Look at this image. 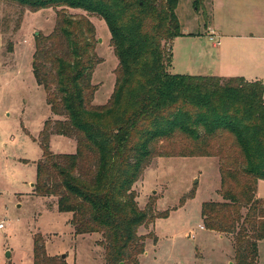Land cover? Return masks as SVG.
Returning a JSON list of instances; mask_svg holds the SVG:
<instances>
[{
    "label": "trees",
    "instance_id": "trees-1",
    "mask_svg": "<svg viewBox=\"0 0 264 264\" xmlns=\"http://www.w3.org/2000/svg\"><path fill=\"white\" fill-rule=\"evenodd\" d=\"M0 1L29 10L61 8L53 32L36 35L33 71L59 118L54 130L47 119L41 132L35 194L53 196L58 211L71 214L76 235L99 233L107 264H139L146 241L139 230L159 216L150 203L140 207L134 188L146 168L157 157H216L222 201L203 204L205 226L235 234V264H260L264 82L171 73L172 42L183 35L179 0ZM68 8L99 16L109 26L119 63L105 104H94L96 27L88 15H70ZM52 133L75 138L76 152L54 153ZM33 240V264H69L48 253L41 233Z\"/></svg>",
    "mask_w": 264,
    "mask_h": 264
},
{
    "label": "rangeland",
    "instance_id": "rangeland-1",
    "mask_svg": "<svg viewBox=\"0 0 264 264\" xmlns=\"http://www.w3.org/2000/svg\"><path fill=\"white\" fill-rule=\"evenodd\" d=\"M238 2L236 6H195L181 0L176 10L182 25L191 24L194 36L203 35L218 23L225 30L256 33L259 53L264 58V0ZM61 8L29 10L0 1V264H33L34 236L41 233L51 256H61L69 264H107L99 233L76 235L69 223L70 213L58 211L56 199L35 194L37 162L43 157L41 135L47 119L51 130L58 116L51 113L47 93L33 71L36 35H49ZM76 17L88 15L96 27V51L100 59L93 81L98 86L94 104L110 99L116 82L118 57L111 42L107 22L82 9H66ZM206 38V39H205ZM192 39L172 42L171 73H185L187 48ZM210 51L216 48L208 41ZM207 60V59H206ZM205 60V61H206ZM204 61V59H203ZM241 74V73H238ZM264 81V72L261 74ZM60 118H64L60 116ZM54 153H75L76 139L51 134ZM33 184V185H32ZM141 208L150 203L159 216L140 228L146 236L145 252L139 264H235V234L220 233L205 226L202 206L222 201L219 160L208 156L157 157L134 186ZM259 194L264 197V182ZM204 226V228H201ZM11 252L8 257L7 252ZM259 262L264 264V238L259 242Z\"/></svg>",
    "mask_w": 264,
    "mask_h": 264
},
{
    "label": "crops",
    "instance_id": "crops-1",
    "mask_svg": "<svg viewBox=\"0 0 264 264\" xmlns=\"http://www.w3.org/2000/svg\"><path fill=\"white\" fill-rule=\"evenodd\" d=\"M180 1L181 0H179V3ZM205 2L206 5H212L213 10L214 5L219 2L222 3V6L225 4L236 6L238 2H256L255 6H258V2L263 1L206 0ZM181 30L183 35L175 38L174 40L184 39L187 41V39H192L191 41H188L187 48L190 46L197 49L195 53L192 51L190 53L188 52L189 61L183 67L185 73L205 75L212 71V74L223 77L244 76L248 80H262L263 77L261 74L264 72V58L259 53L256 42V38H258V36H256V33L252 31V28H248L244 33H241L238 31L232 32L230 30H225L216 22L214 25H210L203 35L212 43V46L216 48L215 52L210 51L208 48L209 46L207 45V40L205 42L204 38L200 35L194 36L195 34L191 32V24H181ZM212 31H214L215 35L219 38V43L216 45L210 40ZM262 181L264 182L263 179L258 181L257 194L260 198H264L259 194V187Z\"/></svg>",
    "mask_w": 264,
    "mask_h": 264
},
{
    "label": "built area",
    "instance_id": "built-area-1",
    "mask_svg": "<svg viewBox=\"0 0 264 264\" xmlns=\"http://www.w3.org/2000/svg\"><path fill=\"white\" fill-rule=\"evenodd\" d=\"M210 40L216 45L219 43V38L218 36L215 35V32H211ZM5 228V223L4 221H0V230ZM201 228H204V226H201Z\"/></svg>",
    "mask_w": 264,
    "mask_h": 264
},
{
    "label": "water",
    "instance_id": "water-1",
    "mask_svg": "<svg viewBox=\"0 0 264 264\" xmlns=\"http://www.w3.org/2000/svg\"><path fill=\"white\" fill-rule=\"evenodd\" d=\"M212 73H213L212 71L209 72L210 75H211ZM6 255H7L8 257H10V256H11V252L8 251ZM61 257H62L63 259H65V258L67 257V254L64 253V254L61 255ZM121 264H124V263H121Z\"/></svg>",
    "mask_w": 264,
    "mask_h": 264
}]
</instances>
